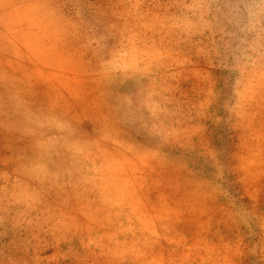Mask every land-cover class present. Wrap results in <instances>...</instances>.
Segmentation results:
<instances>
[{"label":"rangeland","instance_id":"374dc122","mask_svg":"<svg viewBox=\"0 0 264 264\" xmlns=\"http://www.w3.org/2000/svg\"><path fill=\"white\" fill-rule=\"evenodd\" d=\"M0 264H264V0H0Z\"/></svg>","mask_w":264,"mask_h":264}]
</instances>
